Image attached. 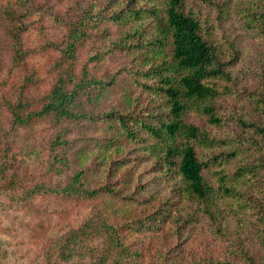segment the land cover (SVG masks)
<instances>
[{
  "label": "rangeland",
  "instance_id": "rangeland-1",
  "mask_svg": "<svg viewBox=\"0 0 264 264\" xmlns=\"http://www.w3.org/2000/svg\"><path fill=\"white\" fill-rule=\"evenodd\" d=\"M105 2L26 0L27 27L21 34L25 55L24 62L17 67L10 62L4 15L11 9L15 13L21 9L17 10L13 2L0 0V264H83L103 245L102 239L90 235L78 238L81 247L69 260L59 257L57 247L66 237L76 234L91 214H98L117 226L121 244L125 246L120 254L122 262L189 264L191 259H222L225 255L228 264H239L238 257L226 254L222 243L208 233L202 217L183 222L185 213H181L174 220L175 213L169 212L180 203L172 189L177 175L171 168L157 169L151 159H144L139 143L115 135L105 123L65 120L54 124L46 117L36 116L23 124L10 120L9 104L21 103L19 111L25 114L37 107L49 89L56 76L55 65L65 43L68 22L77 19L87 6L92 7L93 13L102 11ZM152 2L140 0L142 7ZM216 3L217 0L213 4L187 0L185 5L194 10L201 25L209 28L220 43L235 39L234 43L240 46L235 64L236 84L249 89L255 83L257 52L262 43L240 26L236 13L223 18ZM145 14L149 16V12ZM91 21L95 26L76 49V72L85 63L94 76H115L96 105L142 116L147 111L159 110L156 96L133 81L131 72L137 68V54L123 49L108 50L110 36L127 29L126 26L95 17ZM94 51L100 52L96 58L92 56ZM25 75L30 79L21 92ZM96 105L88 104L93 110L97 109ZM247 112L244 100L223 98L225 124L215 132L235 133L238 117H248ZM187 119L205 128L212 127L193 114ZM79 169L83 186L102 189L97 195L90 198L58 195L42 189L34 194L28 192L33 185L60 187ZM207 178L211 179L210 172ZM152 211L156 213L155 219L149 218ZM138 219H143L149 227L132 228L130 225H137Z\"/></svg>",
  "mask_w": 264,
  "mask_h": 264
},
{
  "label": "trees",
  "instance_id": "trees-1",
  "mask_svg": "<svg viewBox=\"0 0 264 264\" xmlns=\"http://www.w3.org/2000/svg\"><path fill=\"white\" fill-rule=\"evenodd\" d=\"M5 1L21 9L18 13L11 9L4 15L10 62L20 67L25 55L21 34L27 27L26 0ZM197 1L213 4V0ZM186 2L153 0L142 7L140 0H106L102 11L95 13L87 6L77 19L68 22L65 43L55 65L56 76L37 107L22 114L21 103L9 104L10 120L23 124L36 116L46 117L54 124L65 120L105 123L115 135L139 143L144 159H151L155 168L174 170L177 179L172 189L180 198V203L169 212L175 213L174 220L181 213H185L183 222L202 217L208 233L222 243L226 254L238 257L239 264H264V0H217L216 3L223 18L236 13L240 26L262 43L257 52L255 83L249 89L236 84L235 64L240 46L234 43L235 39L220 43L209 28L201 25L194 10L186 8ZM145 11L149 12L148 17ZM94 17L126 26L116 35H109L108 50L123 49L137 54V68L131 72L133 81L156 96L159 110L147 111L142 116L96 105L115 76H94L85 63L76 72L75 63L77 46L95 26L91 21ZM97 55L100 52L94 51L92 56ZM29 79L25 75L21 92ZM227 96L244 100L248 117H238L235 133L217 134L216 129L225 124L222 99ZM88 104L96 105L97 109L89 108ZM191 114L202 117L212 127L189 121ZM209 172L211 179L207 178ZM80 174L81 169L60 187L33 185L28 192L34 194L42 189L58 195L90 198L102 190L83 186ZM155 217L152 211L149 218ZM130 226L149 227L143 219H138L136 227ZM116 228L98 214L89 215L76 234L58 245L59 257L69 260L81 247L78 238L90 235L102 239L103 245L83 264H128L129 261L122 262L120 257L125 246ZM228 263L225 255L222 259L189 260V264Z\"/></svg>",
  "mask_w": 264,
  "mask_h": 264
}]
</instances>
